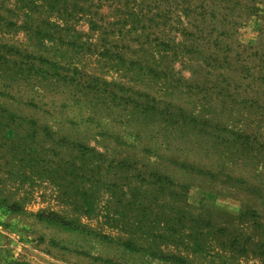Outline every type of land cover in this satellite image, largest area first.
<instances>
[{"label": "rangeland", "instance_id": "obj_1", "mask_svg": "<svg viewBox=\"0 0 264 264\" xmlns=\"http://www.w3.org/2000/svg\"><path fill=\"white\" fill-rule=\"evenodd\" d=\"M0 264H264V0H0Z\"/></svg>", "mask_w": 264, "mask_h": 264}]
</instances>
